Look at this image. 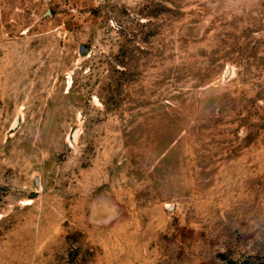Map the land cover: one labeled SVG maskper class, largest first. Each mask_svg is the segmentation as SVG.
<instances>
[{"label": "rangeland", "instance_id": "374dc122", "mask_svg": "<svg viewBox=\"0 0 264 264\" xmlns=\"http://www.w3.org/2000/svg\"><path fill=\"white\" fill-rule=\"evenodd\" d=\"M0 264H264V0H0Z\"/></svg>", "mask_w": 264, "mask_h": 264}, {"label": "water", "instance_id": "95a60500", "mask_svg": "<svg viewBox=\"0 0 264 264\" xmlns=\"http://www.w3.org/2000/svg\"><path fill=\"white\" fill-rule=\"evenodd\" d=\"M74 135H76V133Z\"/></svg>", "mask_w": 264, "mask_h": 264}]
</instances>
